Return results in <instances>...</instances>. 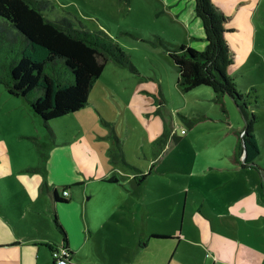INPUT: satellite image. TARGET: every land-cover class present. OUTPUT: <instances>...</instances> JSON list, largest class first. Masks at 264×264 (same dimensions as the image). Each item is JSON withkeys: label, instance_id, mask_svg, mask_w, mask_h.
I'll return each instance as SVG.
<instances>
[{"label": "rangeland", "instance_id": "1", "mask_svg": "<svg viewBox=\"0 0 264 264\" xmlns=\"http://www.w3.org/2000/svg\"><path fill=\"white\" fill-rule=\"evenodd\" d=\"M50 1L54 8L45 11L48 18L54 19L68 12L88 28L103 30L125 50L134 68L107 61L91 87L87 105L75 116H64L51 122L50 129L63 128V137L67 140L62 143L57 137V145L53 144L56 154L59 153L58 158L70 163L65 153L71 150L77 156L81 171L85 170L89 177L106 172L109 166L118 172L119 177H129V168L123 162L124 150L126 164L137 167L147 164L146 172L150 171L159 178L158 184H149V190L160 188L162 212H171L168 201L179 204L177 227L183 230L187 224L191 225L194 232L187 234L208 245L236 242L234 238L230 239L228 229L215 231L217 234L213 236L208 234L210 220L191 209L192 202L185 207L184 193L179 195L178 190L189 181L191 163L219 164L232 169L221 172L218 194L232 192L236 187V190L248 193L246 197L255 193L262 206L264 204V0H250L252 2L248 3L255 4L253 23L250 26L245 22L231 36L240 51L236 55L238 62L233 74L227 70L237 90L251 93L245 102L249 113L256 116L254 135L259 156L254 166H245L247 169L238 168L242 156L239 157L238 149L234 152L238 130L244 121L234 101L229 96H225L221 103L208 97L190 96V90L182 92L176 84L178 69L167 49L181 44L187 46L190 42L186 22L195 16L194 0ZM211 1L231 14L234 22L241 19L243 9L239 13L237 10L242 6L238 5L242 0ZM248 29L254 38V47L243 51ZM247 52L249 55L243 60ZM24 106L27 107L0 84V141L13 146L15 160L28 162V172L35 173L32 168L42 165L49 144H40L41 133H33L36 125ZM27 132L33 135L29 140L22 139L20 135L27 137ZM208 177L213 180V175ZM128 186L132 188L131 184ZM208 212L213 214L210 209ZM212 218L219 221L221 217ZM250 224V228L244 225V230L249 233V244L255 246V253L253 249L248 252L245 247L243 252L264 256V222ZM244 242L241 238V243ZM202 252L205 257L213 258L205 247ZM196 259L202 261L200 257ZM260 262L264 264V260Z\"/></svg>", "mask_w": 264, "mask_h": 264}, {"label": "crops", "instance_id": "2", "mask_svg": "<svg viewBox=\"0 0 264 264\" xmlns=\"http://www.w3.org/2000/svg\"><path fill=\"white\" fill-rule=\"evenodd\" d=\"M251 2H239L238 5L242 6L237 13L243 10L241 19L236 22L223 7L215 4L228 16L226 25L233 29L224 33L233 53V63L227 69L232 74L240 49L231 36L246 23L252 26L255 4H248ZM237 22L239 25L236 26ZM186 24L190 38L187 46L203 50L206 39L201 20L195 14ZM248 31L246 44L242 45L243 51L254 47L251 30ZM248 55L249 52L244 54L243 60ZM191 90L188 93L190 96L199 95L214 101V92L208 86H197ZM21 102L27 106L24 107L28 108L36 125L33 133H41L40 144L48 143L49 149L42 165L32 168L33 172L39 173L35 174L28 172V162L15 160L13 146L0 141V264H53L51 248L63 244L70 250L67 264H260V260H264L263 254L257 257L243 252L245 247L248 252L253 249L255 253V246L249 244V233H245L244 225L250 228V222H264V204L262 206L255 193L246 197L248 193L236 190V187L232 192L222 191L218 194V186L222 183L221 172L232 168L211 163H191L189 181L178 190L179 195L184 193L185 207L192 202L191 209L210 220V231L206 230L208 234L213 236L217 234L215 231L228 229L230 239L236 241L232 245H208L187 234L194 232L191 225L187 224L183 230L177 227L179 204L168 201L171 212L161 211L160 188L153 191L152 187L149 190V184H158L159 178L150 171L146 172L147 164H143V167L126 164L128 160L123 150V162L129 168V177H119L111 166L106 172L89 177L85 170L81 171L77 156L71 150L65 153L70 163L58 158L59 153L56 154L53 144L57 145V137L66 143L64 129L51 128L48 134L29 105L23 100ZM82 109L65 116H75ZM27 134V137H20L29 140L33 134ZM237 149L238 138L235 153ZM238 168L247 169L241 165ZM209 174L213 175L212 181L208 180ZM160 182L163 183L161 178ZM63 190H67V195H63ZM55 191L65 201L55 200ZM213 216L221 218L216 221ZM55 219L65 231L64 243ZM241 238L246 243H241ZM203 247L212 253L213 258L203 255Z\"/></svg>", "mask_w": 264, "mask_h": 264}, {"label": "trees", "instance_id": "3", "mask_svg": "<svg viewBox=\"0 0 264 264\" xmlns=\"http://www.w3.org/2000/svg\"><path fill=\"white\" fill-rule=\"evenodd\" d=\"M52 8L50 0H0V84L9 95L25 101L48 130L52 120L87 105L91 87L107 61L134 70L129 55L103 30L88 28L68 12L50 19L45 11ZM194 12L201 20L206 45L203 50L184 44L167 49L178 69L177 87L187 92L208 86L216 103L225 96L234 101L244 120L238 131L241 166H254L259 156L256 116L245 102L251 93H241L227 75L233 63L224 38L225 32L233 30L226 25L228 16L211 0H194ZM54 199L65 201L56 191ZM55 224L64 243L65 231L57 219ZM63 247L69 250L66 244Z\"/></svg>", "mask_w": 264, "mask_h": 264}, {"label": "built area", "instance_id": "4", "mask_svg": "<svg viewBox=\"0 0 264 264\" xmlns=\"http://www.w3.org/2000/svg\"><path fill=\"white\" fill-rule=\"evenodd\" d=\"M63 195H67V190L62 191ZM51 257L54 264H67L70 257V250L65 249L63 246H54L51 248Z\"/></svg>", "mask_w": 264, "mask_h": 264}, {"label": "water", "instance_id": "5", "mask_svg": "<svg viewBox=\"0 0 264 264\" xmlns=\"http://www.w3.org/2000/svg\"><path fill=\"white\" fill-rule=\"evenodd\" d=\"M245 148V147H244Z\"/></svg>", "mask_w": 264, "mask_h": 264}]
</instances>
